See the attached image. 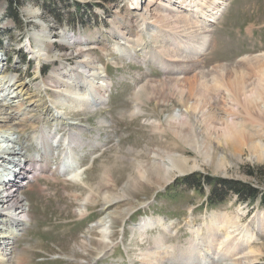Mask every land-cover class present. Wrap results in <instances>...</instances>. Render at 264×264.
<instances>
[{"label": "rangeland", "instance_id": "374dc122", "mask_svg": "<svg viewBox=\"0 0 264 264\" xmlns=\"http://www.w3.org/2000/svg\"><path fill=\"white\" fill-rule=\"evenodd\" d=\"M7 2L0 0V96H6L5 101L0 97V106L7 105V110L0 108V117H11L12 122H0V131L14 125L13 131L5 133L16 141L14 150L22 152V166L31 169L28 183L32 188L24 187L27 181L20 177L8 185L18 191L29 219L25 217L23 226L12 227L7 224V216L0 215V244L4 241L10 246L4 251L5 244L0 247L3 264H91L112 243L110 252L97 264H191L184 262L185 257L167 256L185 248V256L195 253L189 251L195 245L191 237L196 231L191 230H198L213 251L210 264H264V207L240 204L235 196L218 206H206L209 187L206 185L201 194L181 181L197 174L196 179L207 176L264 192V179L260 178L264 176V161L255 159L247 148L233 149L219 142L214 145L213 157L201 149L215 143L207 135L205 122L210 109L216 112L219 120L213 123L220 129L234 125L256 134L253 139L264 144V120L257 116L264 113V70L253 72V79L263 89L254 105L247 107L223 93L213 108L205 103L203 113H192L202 76L214 98L218 94L216 81L223 88L221 80L227 79L226 75L247 73L248 68L255 70L264 62V0H225V11L218 20L198 24L209 29L194 33L195 43L201 42L198 37L207 36L209 40L202 55L188 52L180 62H164L163 70L151 58L168 45L141 32L143 19L129 0ZM154 3L146 9L150 17L159 16L163 11L160 6L166 2ZM151 21L146 20L147 32L153 29L148 24ZM175 24L182 27L181 21ZM141 34L142 46L138 47ZM124 38L127 44L118 48ZM131 48H139L136 57ZM33 50L42 55L41 61ZM144 52L150 54L141 65ZM217 68L224 71L222 75L217 74ZM96 69L102 70L101 76L110 82L107 101L71 112L57 106L63 113L59 118L52 103L55 92L64 87L61 82L49 83V75L53 72L84 94L85 86H94L101 73ZM179 90L184 98L178 99ZM102 92L96 88L90 95L100 100ZM138 108L140 113L135 111ZM19 110L21 117L16 115ZM178 113L184 118L190 116L188 122L182 120V136L169 124ZM40 129L48 133L56 129V136L60 134L63 140L68 137L74 144L78 157L73 156L65 171L60 169L66 162L59 166L61 159L52 161L51 143L45 148L50 152H37L34 142ZM70 133L75 135L71 137ZM0 143V147L13 148ZM64 148L59 143L56 146L60 156ZM43 153L48 155V163ZM3 159L0 156V169L6 165ZM31 160L34 163L27 162ZM35 162L37 166L47 164L44 174L34 170ZM52 165L59 171H52ZM7 167L14 170L13 165ZM76 167L84 169L81 179L68 182V173ZM85 206L87 216L80 217ZM150 219L160 220L159 225L141 232V223ZM210 220L214 226L207 231ZM101 221L111 223L108 243L96 226ZM225 235L233 242L250 238V243L242 247L243 251L236 252L234 247L224 250L221 243ZM211 236L217 239L213 245ZM241 254L244 259H240ZM198 260L193 264H199Z\"/></svg>", "mask_w": 264, "mask_h": 264}, {"label": "bare ground", "instance_id": "6f19581e", "mask_svg": "<svg viewBox=\"0 0 264 264\" xmlns=\"http://www.w3.org/2000/svg\"><path fill=\"white\" fill-rule=\"evenodd\" d=\"M224 1L225 0H165L166 3L160 6L161 8H163L162 13L157 17H150L146 9L152 8L153 6L156 5L154 3V0H129L130 6L133 7L135 13L139 15L140 19H143V25L141 24L142 25L141 32H144V34L147 37H149V39H154L156 42H162L168 45V47L159 46L160 47L159 52L155 53V55L157 54V56L155 57V55L153 54L154 56H152L151 58L153 59L152 61L156 65H158L159 68L162 70L164 69L163 67L165 64L164 62H169V63H171L170 61L180 62L182 59H186L185 54H187L188 52H191V51L194 52L196 54V57L198 55L199 56L202 55L204 47L207 45L209 40L207 36L205 35L206 37H198L199 40L201 41L200 43H195L194 33L197 31H205L209 29V26L203 27L198 24L204 23L207 25L209 23H214L216 20H218V17H220L222 10H224V3H225ZM171 13L174 15L173 18L168 17V14H171ZM147 19L152 20L150 23H148L149 25L151 24L153 28L151 29V31L149 30V32H147V29L149 28L146 26ZM177 21H181L182 27H178L175 24ZM171 25L173 26L171 27ZM142 36L143 35L141 34V36L138 37V42L136 44L142 43V39H143ZM182 36H187L188 39L184 40ZM125 44H127V41L124 38V41L119 44L118 48H121V46H124ZM140 46H142V44H140L138 47ZM138 49L139 48H131V54L133 57H136L137 51H140ZM124 51L125 50L123 49L121 52H124ZM177 51H181V54L178 55ZM32 53L36 55L39 61H41L42 55H39V53L35 50H33ZM144 53H145V57H144L145 60L143 58L140 59L141 60L140 62L143 63V64L140 63L141 65H144L147 62L146 58L150 54L147 52H144ZM167 58L171 60L167 61ZM259 65L260 66L256 67L255 70L254 69L251 70V68H248L247 73L238 75L239 72H237L235 73V75H232V76L226 75L227 79L221 80L223 82V88L219 87L221 82L219 83V81H216V82L214 81L215 82L214 86L216 88V91L218 92V94H216L214 98L211 97V95L209 94L210 88L207 85L208 82L202 76L201 77L202 81L198 85L199 88H201L200 94L198 93V95H195V96L192 95L194 96L193 98L195 102H197V103L192 104V106L194 105L192 113L194 115L196 113H203L204 110H202L201 107L202 106L207 107L205 103H208L209 107L213 108L214 106H216V103L218 102L219 98L221 97L223 93L225 95L232 97L236 101L238 100L243 101L247 107L250 105H254L257 102V100L261 99L260 94L263 93V89H264V85H263V89L261 90L258 87V86H261L260 82L255 78L253 79V74H254L253 72L255 71L261 72L262 70H264V62L259 63ZM96 70L101 73H99V77L96 79L94 86H91V87L90 85L85 86L84 94L83 93L79 94L78 89L75 86H73L71 82L62 81L63 79L57 78L56 74H53V72L49 75V79H50L48 80L49 83L54 84V85H59L61 82L62 86L64 87L63 91L55 92L56 100H54V102L52 103L54 110H56L55 113L58 115L59 118L62 117L63 113L60 110H57V106H59L62 110H68L69 112H71V111H76L78 109L84 110L90 107H98L107 101V96L109 97V93L107 95V92L109 90L110 82L101 76V74L104 73L102 70L100 69H96ZM216 70L218 72L216 73L220 75H222L224 72L222 69L217 68ZM68 73L72 77L71 71H69ZM214 78H217V77H214ZM179 80L181 79L179 78ZM252 80H255L256 83L253 82ZM89 81L90 79L87 80V83ZM41 83L47 85V83L45 82H41ZM43 88L45 89V91L48 90V87L46 86H43ZM96 88L103 90L100 96V100L93 99L95 98V96L90 95V91L95 92ZM52 92H54V90ZM178 92H179V94L177 93L178 99L184 98L183 92L181 90H179ZM2 97L5 101L4 97L6 96H2ZM188 101L190 100L188 99ZM0 108H5L4 110H7V105L4 104L0 106ZM212 110L213 109L207 110L208 112H210V115H208L205 122H206V128H207V135L209 136L211 141H214L215 143L213 144L211 142L208 149L204 147L201 148L206 154H208L209 157L212 156V154H215L214 145L219 144V142H222L233 149L245 147L248 149V152L250 154L254 155L255 159H258V161L259 160L264 161V144L262 142H258L255 139H253V135L256 136V134H251L250 132L246 133L243 130H238L236 126L230 125V124H227L224 129H220L217 126V123H213L214 121H217L219 119H218L216 112ZM135 111L137 113L141 112L139 108L136 109ZM16 115L18 117H21L22 116L21 111L20 110L17 111ZM257 116H258V119L264 120V113H260ZM3 117H0L1 123L12 122L11 117H5V118ZM189 117L186 116L184 118L183 113H178V115L176 116V119L169 122L170 127L178 128L177 131L179 135L182 136L185 132L183 128L184 125H183L182 120H185L188 122ZM192 117L193 116L191 115V119ZM75 125L77 124L76 123L69 124V126H75ZM13 126L14 125H11L9 128L5 130L3 129L4 131L2 129H1L2 131H0V134L2 133L0 136L2 140L0 142H5L7 143L8 146L13 145V148H9V147L4 148L3 146H1L0 156H1V159L4 158L3 161L7 164V166L8 165L14 166V170H11L10 172L7 171L9 172L7 176L8 178L10 179L12 178L15 181V179H18L20 176H23L25 179H27L29 175L31 174V169L29 167L22 166L23 165L22 164L23 163L22 162V152H17L14 150L16 141L13 138H9V136L6 134L7 130H10V132L13 131L12 130ZM74 135H71L70 133L71 137ZM56 137H57L56 134L53 136L52 133H48L45 130L40 129L37 134L36 142H44L45 144H49V143L52 144V143L57 142ZM63 142L65 143V148L62 150L61 156L60 154L56 152L53 154L54 158H51L52 161H54V159L56 160L61 159V161L59 162V166L61 164L63 165V163L65 162L68 163L74 156L73 155L74 149L72 148L73 146L70 147V144L72 143L71 139L68 137H64ZM58 143L59 142H57L56 144ZM44 153H43L42 158L46 159L48 155L44 156ZM16 160L18 161V163L16 162ZM31 161L30 162L27 161V162L30 164L34 163L33 161L32 162ZM35 164L36 166L34 167V170H36V172H40V174H44V171L47 168V164H43V165L40 164L38 166H37V162H35ZM7 166L5 165L4 168L8 169ZM54 171H57V172L59 171L58 166L55 168ZM81 171L82 170H79V168L76 167V169L68 173L69 175H67L68 177L67 181L72 182V181H75V180L77 181L81 179V175H82ZM5 172H3V174ZM45 173H47L50 176V178L53 177L52 174H50V172H45ZM165 173L168 174L169 170H166ZM4 181L5 180L1 181V178H0V215L2 214L6 215L8 218L7 224L11 225L12 227L13 226L15 227L23 226L25 224V221L27 220L26 218L29 219V217L25 215V207L23 205V201L18 198L17 196L18 191H15L14 185L8 188V183L4 184ZM36 181L37 180H35V182ZM2 182H3V185H2ZM33 182H34V179H33ZM28 188H32L31 185L28 184ZM44 190L47 191V189H44ZM80 213L81 215H85L87 213L86 206L85 208L84 207L81 208ZM80 217H83V216H80ZM104 221H101L100 223L98 222L96 226H99L101 228L103 241H107L108 243L109 241L108 233L111 227V223H109V221L107 222H104ZM210 222H211L210 225L209 224L206 225L207 231L208 230L211 231L212 227L214 226V224L212 223V220H210ZM158 223H160V220H157V221H154L152 219L148 221L144 220L143 223H141L140 225V231L145 232L147 229H151L152 227L154 228V226ZM158 225H156L155 227H157ZM192 231H196L193 233V235L191 234L192 235L191 239L194 238L195 245L194 246L191 245V247H189V251L191 254L194 253L195 251L196 254L194 253L191 257L185 256L186 254L183 253L186 249L185 248L183 249V251H180V253H177L174 251V253L172 254L171 252H168L167 256L172 255L174 257H178V256L185 257L183 258L185 263L193 264L194 260L196 261L197 259H199L197 262L199 264H210L211 263L210 258H214L213 251H210L207 245V242H205L202 237H199V234L201 236V233L198 230H191V232ZM227 232H228V229H227ZM242 232L245 234L247 230L242 229ZM219 238H224V237H219ZM2 239L3 237H0V240ZM201 241L206 245L208 251L205 249V246L203 243H201ZM216 242H217V239L211 236L210 245H213V243H216ZM157 243H158V246H160L161 241L158 240ZM249 243H250V238L243 237V239H237L235 240V242H233L232 238H230L229 235L227 237L225 235V238L222 240V243H221V248H223L224 250H228L230 247H234L236 249V252H238L240 249L241 250L243 249L242 247H244L246 244L248 245ZM4 244L5 242L3 241L0 244V247H2V245L4 246ZM8 247L10 246L5 244L4 249H2L1 251L8 250ZM206 252L208 253L207 255H206ZM215 252L217 253V251ZM165 255L166 254L164 252V256ZM244 258H243V254H241L240 259H244ZM216 259L217 258L214 259V262ZM3 262H4L3 258H0V264H3Z\"/></svg>", "mask_w": 264, "mask_h": 264}, {"label": "trees", "instance_id": "16d2710c", "mask_svg": "<svg viewBox=\"0 0 264 264\" xmlns=\"http://www.w3.org/2000/svg\"><path fill=\"white\" fill-rule=\"evenodd\" d=\"M9 1L16 2L17 0H8V2ZM197 176V174H194L193 176L184 177L181 179V181L187 187L200 192H202L204 187L207 185L209 187V193L207 197V203L209 206L223 204L231 196H235L240 202H248L249 204H253L258 200L260 205L264 206V192H262L258 187L234 184L232 182L228 183L226 181L211 177L209 178L207 176H200L198 179H196ZM260 178L264 179V176H261Z\"/></svg>", "mask_w": 264, "mask_h": 264}]
</instances>
